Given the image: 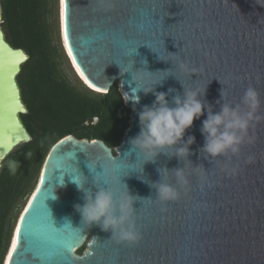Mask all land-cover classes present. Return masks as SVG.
Segmentation results:
<instances>
[{"label":"water","instance_id":"obj_1","mask_svg":"<svg viewBox=\"0 0 264 264\" xmlns=\"http://www.w3.org/2000/svg\"><path fill=\"white\" fill-rule=\"evenodd\" d=\"M67 3L71 57L86 81L104 91L93 89L94 92L107 94L120 81L119 91L131 110L129 127L116 148L99 139H78L74 135L62 137L52 146L34 192L16 221L17 227H21L20 241L8 264H264V123L253 131L255 143L243 149L239 175L229 177L200 153L205 143L201 127L207 112L195 120L185 137L192 135L196 139L189 159L194 165H204L214 186L201 189L198 178L192 176L189 195L169 203L166 212L154 201L146 200L143 204L137 201L134 205L137 210L144 205L138 211L142 239L134 245L116 244L110 240L111 232L83 225L75 205L85 203L84 193L72 182L73 174L63 166L64 157L71 154L73 171L88 176V187L93 191H96L94 179L107 178L106 173L100 174L105 166L112 167V159L119 162L123 175L130 174V168H141L142 161L136 163L138 155L131 140L140 132L139 111L151 105L155 96L141 91L137 102L132 74L122 70L127 71L134 62L135 69L152 72L173 67L143 44L150 43L166 60L171 59L168 52L179 53L181 49V56L202 70L199 77L193 75V80L199 78L196 85L203 87L211 81L205 99L215 112L220 111L216 101L222 99L224 87L233 104L240 102L250 85L260 91L264 102V7L256 0H115L114 8L101 5L100 0H67ZM62 7L58 0L59 36L66 51ZM153 16L157 20L161 16L162 23L156 25ZM133 43L137 51L126 57L129 51L126 45ZM29 59L25 49L15 48L7 38L0 0V158L4 160L33 140L22 119L28 107L18 79ZM181 79L186 87L194 86L190 78L181 76ZM169 89L175 90L169 93L170 102L175 95L184 93L183 85L175 77H168L156 90L167 93ZM261 111L264 112V105ZM250 156L253 162L245 163ZM183 166L178 158L161 154L155 163L145 164L143 173L134 172L122 180L131 194L155 199L156 190L139 177L158 182V168L171 170ZM171 182H175L174 178ZM54 188L56 199L49 196ZM42 203L57 228L71 223L64 237L77 231L74 228H81L79 242L70 253L63 252L69 259L62 258L55 240L39 247L36 236L30 235L40 225ZM22 216L25 220L21 225ZM14 229L15 226L8 248ZM86 244L84 253L78 254ZM5 260L6 256L2 264Z\"/></svg>","mask_w":264,"mask_h":264},{"label":"clouds","instance_id":"obj_2","mask_svg":"<svg viewBox=\"0 0 264 264\" xmlns=\"http://www.w3.org/2000/svg\"><path fill=\"white\" fill-rule=\"evenodd\" d=\"M100 3L108 8L115 7V0H100ZM256 3L264 7V0H256ZM150 49L158 53L161 60L170 62L173 67L165 71L152 72L146 68L135 69L134 62L127 71L121 69L123 73L131 72L132 74L136 84L133 92L136 94L137 102H139L141 91L145 95L154 94L155 96L151 105H145L142 111H139L140 132L131 140L133 150L138 155L136 163L142 161L141 168H130V174L123 175L120 165L112 159V167L105 166L104 172L100 174L106 173L107 178L94 179L96 191H93L88 187V176L73 171L75 166L72 155L67 154L63 159L64 168L68 173L73 174L72 182L84 193L85 203L75 205L76 211L82 217L83 225H86L87 229L99 226L103 231L111 232L110 240L116 244L134 245L142 239L138 224V210L134 207L137 201L142 204L146 200L154 201L161 206L162 212H166L169 203L178 202L189 195L192 176L198 178L201 189L205 186L209 188L214 186L204 165H194L189 159L193 155L191 145L196 142L195 136L189 135L185 139L194 121L204 116L205 111L207 118L203 120L201 127L205 143L200 153L205 159L214 161L220 172L229 177L239 175L241 171L239 160L243 149L255 143L256 137L253 131L259 124L264 123V112L261 111L264 102L256 87L251 85L247 87L240 102L235 104L228 100L224 87L220 93L222 99L216 101V104L220 105V111L215 112L213 105L205 99L207 86L211 81L203 87L196 85L195 82L198 79L193 80V75L199 77L202 70L182 57L181 49L179 53L167 51L171 57L169 60L162 58L158 51ZM144 63L147 64V61L145 60ZM181 76L190 78L194 86L186 87ZM168 77H175L184 87L183 95H175L171 102L168 96L175 91L174 89H169L167 93L156 90L157 86H162ZM161 154L169 158H178L184 166L171 170L167 167L158 168L157 171L160 174L158 182L147 180L142 175L139 177L156 190L155 199L131 194L122 177L131 176L134 172L143 173L145 164L155 163ZM25 155L30 159L32 153L29 151ZM252 162L251 156L245 161V163ZM6 166L9 173L15 175L20 163L15 159H8ZM4 167L5 160L0 158V170ZM173 178L174 183L171 182ZM63 183L60 185L63 186ZM55 188L49 193L53 199L57 198L54 194ZM70 225V222L65 223V226ZM80 229L74 228V230Z\"/></svg>","mask_w":264,"mask_h":264},{"label":"trees","instance_id":"obj_3","mask_svg":"<svg viewBox=\"0 0 264 264\" xmlns=\"http://www.w3.org/2000/svg\"><path fill=\"white\" fill-rule=\"evenodd\" d=\"M48 6L49 0H2L7 38L30 56L18 79L28 107L22 119L33 140L7 158L19 161L16 174L11 175L6 164L0 174V264L9 245L5 237L9 212L19 198L34 191L52 146L62 137L74 135L99 139L115 148L129 127L131 110L116 85L107 94H100L82 83L90 95L62 78L46 20ZM95 118L100 119L97 125L86 126ZM29 151L30 159L25 155Z\"/></svg>","mask_w":264,"mask_h":264},{"label":"snow or ice","instance_id":"obj_4","mask_svg":"<svg viewBox=\"0 0 264 264\" xmlns=\"http://www.w3.org/2000/svg\"><path fill=\"white\" fill-rule=\"evenodd\" d=\"M61 3L63 4L62 20H63L64 43L68 49L69 56H72L73 49L69 43V28H68V7H69V5L67 3V0H61ZM155 17L156 16H153V19L155 20L156 25H159L160 23H162L163 18L161 16H159L160 17L159 20L155 19ZM168 26L171 27V25H168ZM143 45H147L148 47L152 48V45L150 43L143 44ZM5 47H6V45H5ZM126 47L129 49V51L125 54L126 57H131L133 55V53H135L137 51V48H138L135 43L128 44V45H126ZM9 51L11 52L10 49H9ZM14 55H16V54H14ZM23 58L27 59V57H23ZM96 91L100 92L102 90L100 88H97ZM117 163L119 164V162H117ZM42 182H43V180H42ZM47 198H48V195H46L45 199H47ZM30 207H32V206L30 205ZM42 207H43V214H42V217L40 220V225L30 235L36 236L39 247H45L49 242L55 240L60 245V252H61L62 258L63 259H69V257L63 255V252L67 251L70 253L73 250L75 243H78L79 239H80L79 231L78 230L73 231L72 235H70L69 237H64L63 233L65 232L66 228H68V226H65L63 228H57L54 225V221L52 219V214L49 213V209L44 205V203H42ZM143 207H144V205L140 209H142ZM24 220H25V217L22 216L21 221H20L21 225L24 223ZM20 235H21V227L18 226L16 228L15 237L12 241V245H11L12 251L9 253V260L12 259V252H15L17 250V245L20 241Z\"/></svg>","mask_w":264,"mask_h":264},{"label":"rangeland","instance_id":"obj_5","mask_svg":"<svg viewBox=\"0 0 264 264\" xmlns=\"http://www.w3.org/2000/svg\"><path fill=\"white\" fill-rule=\"evenodd\" d=\"M48 10H49V12L47 13L46 20H47L48 24L50 25L52 45L56 46V49L58 52L56 60L58 62L59 72H60L62 78L67 80L71 85L77 87L83 93L90 94V92H88L87 90H85L82 87L81 81L77 78L74 71L72 70V68L69 64L68 58L66 57V55L62 49L61 40H60V36H59V28H58V25H59V22H58V0H49ZM114 85L117 86V89L119 91L120 90V81L119 80L116 81ZM119 93H120V91H119ZM90 95H93V94H90ZM120 95L122 96L121 93H120ZM122 98H123V96H122ZM124 104H125V102H124ZM99 121H100V119L98 121H95V119L93 121H87L86 126H91V125L95 126L99 123ZM6 161H7V159L5 160V164H6ZM32 192L28 196L19 198L13 204L12 209L10 210L9 215L7 217V225L5 228V237L7 239L10 240L13 228H14V226L16 227V225H17L16 221H17L18 217H20L22 210L26 207ZM86 249H87V244L78 251V254L82 255Z\"/></svg>","mask_w":264,"mask_h":264},{"label":"bare ground","instance_id":"obj_6","mask_svg":"<svg viewBox=\"0 0 264 264\" xmlns=\"http://www.w3.org/2000/svg\"><path fill=\"white\" fill-rule=\"evenodd\" d=\"M62 6H63V4H62ZM63 8V7H62ZM62 11H63V9H62ZM65 44V43H64ZM67 48V47H66ZM66 51H67V53H68V49H66ZM66 51H65V49H64V53H65V55H66V57L68 58V61H69V64H70V66H71V68H72V70L74 71V73H75V75L77 76V78L79 79V80H82V82H84L86 85H88V88L89 89H91V90H96V88H94L92 85H90L89 83H88V81H86V79L83 77V75L81 74V72H80V70L78 69V67L75 65V63H74V61H73V59H72V57L71 56H67V53H66ZM69 55V54H68ZM93 90V91H94ZM100 92H104V91H100ZM34 192V191H33ZM33 194V193H32ZM32 194H31V196H32ZM30 196V197H31ZM30 199V198H29ZM29 201V200H28ZM23 211V210H22ZM20 217H18V219H19ZM18 221V220H17ZM16 228H17V225H16V227H15V229H14V231H15V233H16ZM14 237H15V235L13 236V239H14ZM89 240H87V242H88ZM11 245H12V242H11ZM11 245L9 246V248H8V252H7V254L5 255L6 256V260H5V264H8V260H9V253L12 251V248H11Z\"/></svg>","mask_w":264,"mask_h":264}]
</instances>
